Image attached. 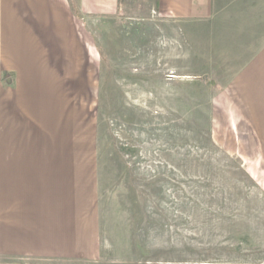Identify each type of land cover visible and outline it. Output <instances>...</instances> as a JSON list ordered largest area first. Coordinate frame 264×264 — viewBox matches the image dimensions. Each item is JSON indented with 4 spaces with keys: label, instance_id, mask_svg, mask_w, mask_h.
Returning a JSON list of instances; mask_svg holds the SVG:
<instances>
[{
    "label": "rangeland",
    "instance_id": "rangeland-1",
    "mask_svg": "<svg viewBox=\"0 0 264 264\" xmlns=\"http://www.w3.org/2000/svg\"><path fill=\"white\" fill-rule=\"evenodd\" d=\"M204 36L157 19L87 29L78 96L98 254L0 264H264V70Z\"/></svg>",
    "mask_w": 264,
    "mask_h": 264
},
{
    "label": "crops",
    "instance_id": "crops-1",
    "mask_svg": "<svg viewBox=\"0 0 264 264\" xmlns=\"http://www.w3.org/2000/svg\"><path fill=\"white\" fill-rule=\"evenodd\" d=\"M106 19L193 22L207 43L244 46L238 68L264 70V0H0L1 256L98 254L78 95L87 29ZM254 94V107L264 108V88Z\"/></svg>",
    "mask_w": 264,
    "mask_h": 264
}]
</instances>
